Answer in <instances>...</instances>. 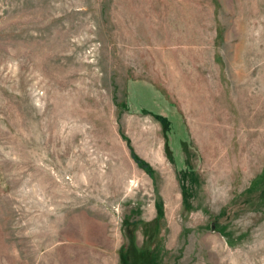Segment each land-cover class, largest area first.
<instances>
[{
    "label": "rangeland",
    "instance_id": "rangeland-1",
    "mask_svg": "<svg viewBox=\"0 0 264 264\" xmlns=\"http://www.w3.org/2000/svg\"><path fill=\"white\" fill-rule=\"evenodd\" d=\"M0 264H264V0H0Z\"/></svg>",
    "mask_w": 264,
    "mask_h": 264
},
{
    "label": "trees",
    "instance_id": "trees-1",
    "mask_svg": "<svg viewBox=\"0 0 264 264\" xmlns=\"http://www.w3.org/2000/svg\"><path fill=\"white\" fill-rule=\"evenodd\" d=\"M131 155L134 158V160L136 161V163L142 167L146 172H148L149 174L152 175V170L151 167L149 166V164L145 163L144 161H142L141 159H139L137 157V155L131 150Z\"/></svg>",
    "mask_w": 264,
    "mask_h": 264
}]
</instances>
